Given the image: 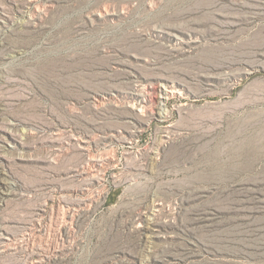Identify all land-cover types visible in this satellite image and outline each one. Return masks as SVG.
I'll use <instances>...</instances> for the list:
<instances>
[{
    "label": "rangeland",
    "instance_id": "374dc122",
    "mask_svg": "<svg viewBox=\"0 0 264 264\" xmlns=\"http://www.w3.org/2000/svg\"><path fill=\"white\" fill-rule=\"evenodd\" d=\"M0 264H264V0H0Z\"/></svg>",
    "mask_w": 264,
    "mask_h": 264
},
{
    "label": "bare ground",
    "instance_id": "6f19581e",
    "mask_svg": "<svg viewBox=\"0 0 264 264\" xmlns=\"http://www.w3.org/2000/svg\"><path fill=\"white\" fill-rule=\"evenodd\" d=\"M176 93H178V90L171 87V88H162L161 90V100L163 102H166L171 96L175 95Z\"/></svg>",
    "mask_w": 264,
    "mask_h": 264
}]
</instances>
